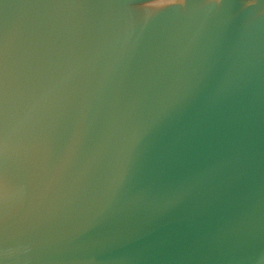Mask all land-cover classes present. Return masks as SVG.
Wrapping results in <instances>:
<instances>
[{
  "label": "water",
  "instance_id": "water-1",
  "mask_svg": "<svg viewBox=\"0 0 264 264\" xmlns=\"http://www.w3.org/2000/svg\"><path fill=\"white\" fill-rule=\"evenodd\" d=\"M0 264H264V0H0Z\"/></svg>",
  "mask_w": 264,
  "mask_h": 264
}]
</instances>
